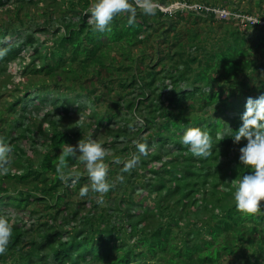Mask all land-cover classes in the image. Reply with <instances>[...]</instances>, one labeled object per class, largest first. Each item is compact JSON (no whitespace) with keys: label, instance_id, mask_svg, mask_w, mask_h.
Here are the masks:
<instances>
[{"label":"trees","instance_id":"1","mask_svg":"<svg viewBox=\"0 0 264 264\" xmlns=\"http://www.w3.org/2000/svg\"><path fill=\"white\" fill-rule=\"evenodd\" d=\"M39 1L49 45L27 21L26 7ZM92 3L0 0V74L17 61L24 76L12 89L0 85V136L13 146L0 176V214L13 236L0 264H264V201L247 214L233 199L252 170L239 161L246 140L233 135L247 97L264 93V25L158 8L138 10L132 25L121 13L98 32ZM188 126L213 138L209 159L180 142ZM88 138L110 150L112 187L81 197L83 163L69 161L75 184L59 179L56 164L65 143ZM137 141L148 153L122 173Z\"/></svg>","mask_w":264,"mask_h":264},{"label":"clouds","instance_id":"2","mask_svg":"<svg viewBox=\"0 0 264 264\" xmlns=\"http://www.w3.org/2000/svg\"><path fill=\"white\" fill-rule=\"evenodd\" d=\"M195 4L210 6L200 1L188 2L181 0L172 3V6L165 9L157 4V0H93L89 8V21L94 31L106 32L110 30L113 18L121 13L127 15L128 24L132 25L136 21L138 10L145 16L155 15L158 8L164 12H171L175 9L197 13L206 12L205 10L196 11L192 7ZM213 7L222 8L223 6ZM241 13L250 15L246 12ZM216 18L223 20L219 19L217 15ZM256 23L264 25V21L243 24ZM6 52L7 49H0V57L4 56ZM244 107L245 110L240 116L241 124L238 130L235 131L233 140L236 143H239L242 138L246 140V143L239 148V161L241 165L248 166L252 170L245 172L237 180L233 199L239 211L256 214L261 210L260 202L264 201V93L256 97H247ZM180 142L187 146L188 150L197 157L207 160L212 156L214 140L209 132L200 126L186 127L180 137ZM136 149L137 152L123 162L122 173H127L135 168L140 161L141 154L147 155V142L137 141ZM12 151L13 146L4 136H0V173L9 171V154ZM106 154L107 149L94 138L80 139L76 145L65 143L56 164L59 179L65 183L69 181L73 184L77 183L80 173L69 171L68 166L70 159H78L84 164L89 181V183L83 184L79 188V195L85 197L90 190L100 194L109 192L112 184L108 180L109 165L104 160ZM116 162H121L119 157L116 158ZM119 179L123 180V175ZM12 236L13 224L9 216L0 214V255L8 250Z\"/></svg>","mask_w":264,"mask_h":264},{"label":"rangeland","instance_id":"3","mask_svg":"<svg viewBox=\"0 0 264 264\" xmlns=\"http://www.w3.org/2000/svg\"><path fill=\"white\" fill-rule=\"evenodd\" d=\"M157 1H159V0H157ZM176 1H181V0H166L162 4L159 2H157V4L166 9V8L172 6V3L176 2ZM193 1H198V0H193ZM233 1H234V4H230L231 6L237 4V7L239 9H243V10L245 9L247 11L249 10L250 11L249 14L251 16L256 17L258 20L264 21V16H263L264 15V0H233ZM42 5H43V2L39 1L38 5L29 4L26 7V11L29 13V17H28L27 21L33 23L32 24L33 27L31 28V30L32 31L34 30V36L39 39L38 42L39 43L43 42L44 45H46V43H47L49 45L50 40L45 39V38H47V36L49 37L48 32H46L45 30L42 29V27H43L42 23L44 21V16H42V12H41V10H42L41 6ZM231 6L229 7V8H231L230 10L232 12H235V10H233V8ZM61 10H62V8H61ZM55 13L56 14H54V19L56 18V20H57L61 16V14L58 12V10ZM1 15L2 14L0 12V19H1ZM185 17H186V15L184 16V18ZM203 23H205V22H203ZM37 26L41 27L40 30L34 29ZM39 48L42 49L43 44H41L39 46ZM20 64L21 63L20 62L18 63L17 61H10L8 63L6 71L0 74V85L2 87L7 88V90H8V89H12L15 85H18L21 82H24V76H22L19 72ZM64 122L67 124V123H69V120L67 121V119H65ZM109 151L110 150L107 149V153H109ZM107 158H112V157L105 156L104 159H107ZM81 170H83V171L86 170L84 167V164L81 166ZM1 174L2 173H0V176H1ZM18 188H23V186L20 185V186H18ZM73 197H79V196L73 195ZM9 211L10 212H8V213H11L13 210H9ZM13 213H15V212L13 211Z\"/></svg>","mask_w":264,"mask_h":264},{"label":"built area","instance_id":"4","mask_svg":"<svg viewBox=\"0 0 264 264\" xmlns=\"http://www.w3.org/2000/svg\"><path fill=\"white\" fill-rule=\"evenodd\" d=\"M196 11H203L205 10L206 12L210 11L213 12L217 15V17L219 19H224L227 17L232 16L235 19H239L242 23H247V22H263L260 21L258 19H256L255 17L248 15V14H244L241 13L240 11H236V12H232L227 8H221V7H213V6H206V5H202V4H195L192 6Z\"/></svg>","mask_w":264,"mask_h":264}]
</instances>
